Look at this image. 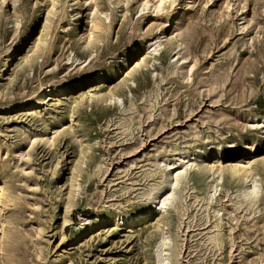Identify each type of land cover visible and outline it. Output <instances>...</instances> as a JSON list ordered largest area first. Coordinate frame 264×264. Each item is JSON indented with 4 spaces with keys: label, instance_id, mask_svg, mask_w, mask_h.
<instances>
[{
    "label": "rangeland",
    "instance_id": "rangeland-1",
    "mask_svg": "<svg viewBox=\"0 0 264 264\" xmlns=\"http://www.w3.org/2000/svg\"><path fill=\"white\" fill-rule=\"evenodd\" d=\"M79 2L0 0V264H156L161 229L168 264H264V0ZM217 151L254 160L255 196L227 171L213 193ZM175 152L200 168L166 211L114 225Z\"/></svg>",
    "mask_w": 264,
    "mask_h": 264
},
{
    "label": "bare ground",
    "instance_id": "bare-ground-1",
    "mask_svg": "<svg viewBox=\"0 0 264 264\" xmlns=\"http://www.w3.org/2000/svg\"><path fill=\"white\" fill-rule=\"evenodd\" d=\"M79 2V0H78ZM80 8L82 9L84 6V2H79ZM147 3L144 2L143 6H146ZM78 18L80 20H83L81 12H79ZM175 35L173 32L170 33V38H174ZM160 39L162 38H150L147 40V43L150 45V51L147 55L152 56L156 53H158V50L160 48ZM177 50L176 54L179 56L180 60L184 61V57L181 55V43L176 44ZM193 69V65H191L188 69L189 74H191V71ZM82 81L74 82V87H81L83 85ZM90 79L86 78L85 83H89ZM49 88V87H48ZM25 105L23 102L17 104V107L21 108ZM16 110V109H15ZM260 126L264 127V119H259ZM73 125V123L71 124ZM176 153V152H175ZM82 154V152H81ZM83 158V154H82ZM207 161V160H206ZM253 163L254 160H252L250 157L246 156L245 161H241L236 157L233 161L230 163L223 164L222 162V152L217 151L216 156L213 159V162L209 161L202 165L204 169H207L211 172L213 177V193L217 191L218 185L221 183L223 179V173L224 171H227L231 178H238L242 181L248 182L247 186V195L255 196L256 192L258 190V180L256 173L253 170ZM159 167H163L167 171H169V181L166 185V188L158 187L153 190V193L151 195V203L149 207L147 208L146 213H138L136 216H133V214L129 212H119L116 215H113L109 218L113 222L114 225L121 224L122 226L126 227V229L134 228L135 226H138L142 224L144 220L147 218H151L155 214H161L166 211L168 204L173 201L175 189L178 186L180 178L187 173L189 169H199L200 163L195 161V157H190L188 155H182L180 153H176L175 157L173 158V161H163L157 163ZM5 181H0V198L1 202L6 205L7 199L5 192ZM96 219L95 221L99 222H106V219L101 217L100 214H95L94 216ZM82 223H90V221H93L91 217H83ZM148 220V219H147ZM67 220H64V223L66 224ZM81 223V224H82ZM68 224V223H67ZM91 228V227H90ZM6 241V233L4 229V225L2 224L1 227V243H4ZM76 241V240H75ZM171 243L170 236L167 234L166 231L161 229V236L159 241L156 245V264H168L169 262V256H168V247ZM2 263V262H1ZM3 264V263H2Z\"/></svg>",
    "mask_w": 264,
    "mask_h": 264
}]
</instances>
